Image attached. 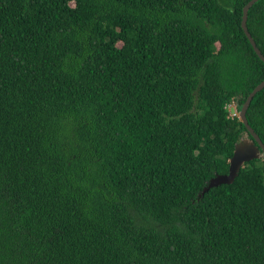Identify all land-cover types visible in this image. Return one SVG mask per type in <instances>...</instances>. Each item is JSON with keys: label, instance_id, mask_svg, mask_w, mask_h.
Segmentation results:
<instances>
[{"label": "trees", "instance_id": "16d2710c", "mask_svg": "<svg viewBox=\"0 0 264 264\" xmlns=\"http://www.w3.org/2000/svg\"><path fill=\"white\" fill-rule=\"evenodd\" d=\"M250 1L0 0V264H264Z\"/></svg>", "mask_w": 264, "mask_h": 264}, {"label": "water", "instance_id": "95a60500", "mask_svg": "<svg viewBox=\"0 0 264 264\" xmlns=\"http://www.w3.org/2000/svg\"><path fill=\"white\" fill-rule=\"evenodd\" d=\"M258 0H251L244 8H243V15H242V21H241V28L247 37L249 43L251 44L254 52L258 56V58L264 63V56L261 54L259 49L257 48L254 40L250 36L247 30V13L249 8L256 3ZM264 88V81L261 82L258 86H256L250 94L247 96L245 102L241 106L238 114V118L240 122L244 125L246 128V135L245 138H243L239 143H237L234 147L233 154L231 158L229 159V169L228 173L221 175L217 174L214 178H212L208 185L204 188V191H207L211 187H216L220 184H229L233 182L234 178L237 176L239 170L244 166L245 163L250 162L254 159H261L264 157V144L262 143L259 136L254 132V130L250 127L248 124V121L246 119V111L254 98V96L260 92ZM250 138H248V136Z\"/></svg>", "mask_w": 264, "mask_h": 264}, {"label": "clouds", "instance_id": "9594fccd", "mask_svg": "<svg viewBox=\"0 0 264 264\" xmlns=\"http://www.w3.org/2000/svg\"><path fill=\"white\" fill-rule=\"evenodd\" d=\"M253 100V99H252ZM228 106H233L234 107V111H229L228 109H227V107ZM241 108V107H240ZM239 108V109H240ZM226 111L230 114V116H232V117H238V114H239V111H238V105H237V103L235 102V101H233V102H230L229 104H227V106H226ZM232 112H233V114H232ZM239 119V118H238ZM245 138V137H244ZM239 143V142H238Z\"/></svg>", "mask_w": 264, "mask_h": 264}, {"label": "rangeland", "instance_id": "374dc122", "mask_svg": "<svg viewBox=\"0 0 264 264\" xmlns=\"http://www.w3.org/2000/svg\"><path fill=\"white\" fill-rule=\"evenodd\" d=\"M227 109H228L229 111H234V107H233V106H228ZM239 110H240V109L238 108V111H239ZM232 114H233V112H232Z\"/></svg>", "mask_w": 264, "mask_h": 264}]
</instances>
